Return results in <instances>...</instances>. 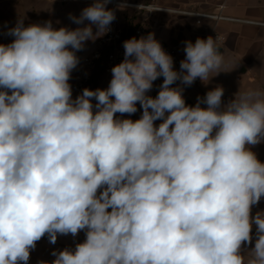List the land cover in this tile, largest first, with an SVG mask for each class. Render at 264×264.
Instances as JSON below:
<instances>
[{
    "label": "clouds",
    "instance_id": "obj_1",
    "mask_svg": "<svg viewBox=\"0 0 264 264\" xmlns=\"http://www.w3.org/2000/svg\"><path fill=\"white\" fill-rule=\"evenodd\" d=\"M109 3L70 14L76 28L19 17L0 43V264H28L45 236L81 231L74 249L38 264H264V211L252 215L264 163L251 150L264 143V90L225 104L217 86L187 105L184 86L225 64L220 37L185 41L177 71L150 32L123 42L107 88L73 98L77 52L110 31ZM137 103L139 119L121 118Z\"/></svg>",
    "mask_w": 264,
    "mask_h": 264
},
{
    "label": "crops",
    "instance_id": "obj_2",
    "mask_svg": "<svg viewBox=\"0 0 264 264\" xmlns=\"http://www.w3.org/2000/svg\"><path fill=\"white\" fill-rule=\"evenodd\" d=\"M15 1V2H14ZM58 0H0V43H10L13 37L7 35L9 28L15 27L19 17L24 18L25 26L32 23H42L51 21L53 27H69L76 28L78 25L69 19V15L79 16L81 10L92 3L94 0H69L65 4H57ZM141 3H153L157 6L177 9H188L200 12H222V14L238 18L237 20H214L204 18L201 22H197L195 16L186 15L181 12L153 11L149 12L148 25L152 32L162 38L166 43L177 48L185 58L184 47L185 41H192L199 38H207L208 36L220 34L223 36L221 41L222 52L224 53L226 74H229L234 82L241 85L235 87L231 81L225 76L214 86H222L224 88L223 102L226 104L229 100L234 99L238 92L248 89L264 90V0H129ZM221 5L223 8L221 10ZM3 6V7H2ZM61 6H64L62 9ZM110 9H112V6ZM35 7V9H34ZM117 19L120 25L122 23V13L118 12ZM119 13V14H118ZM258 21L259 23H254ZM85 23H89L85 21ZM208 31L205 27H208ZM222 26L221 30H218ZM96 28L93 26V32ZM99 38V37H98ZM98 38L95 41L85 42V48L77 52V56L81 58L84 54L98 47ZM80 64V62H79ZM78 64V66H79ZM77 66V67H78ZM76 69L72 71L73 74ZM94 87L89 88L95 90L97 88H107L106 79H96ZM212 88V89H213ZM211 90L198 84L187 89L186 94L196 103L197 97H203L207 91ZM73 91V89H72ZM77 95L73 91V98ZM95 103V100H93ZM206 107V105H202ZM138 111L134 114H124L121 118H130L132 120L139 119L142 115V109L137 103ZM120 117V114L117 113ZM161 121H155L157 125ZM251 150L257 154L258 159L264 163V143L251 147ZM264 211V198L258 205L253 206L252 215L257 212ZM65 235H58V239H62ZM253 242L246 245L242 249L246 255L254 247L255 244V225H253ZM85 240V233L81 231L76 237L71 234L67 235V248L74 249L77 243ZM66 246V245H65ZM43 252L34 249L30 253L28 264H38L44 259Z\"/></svg>",
    "mask_w": 264,
    "mask_h": 264
},
{
    "label": "built area",
    "instance_id": "obj_3",
    "mask_svg": "<svg viewBox=\"0 0 264 264\" xmlns=\"http://www.w3.org/2000/svg\"><path fill=\"white\" fill-rule=\"evenodd\" d=\"M123 0H110V5L112 9L115 10L116 19L111 23L110 31L98 38V47L92 51L84 54L81 58L79 66L76 68L73 74L72 89L76 94H80L84 88H89L90 85L96 79H106L107 87L112 78L111 69L113 66L119 64L124 59V47L123 42L132 37L140 38L141 36H146L148 33H153L149 25L144 22H133L131 26L125 27L120 25L117 19V6L121 4ZM141 4V2H133L127 0V7H135ZM146 5H153L158 8L170 9L172 12H181L186 15L195 16L197 22H201L204 18H211L214 20H237L238 18L227 16L222 14V12H200L188 9H177V8H167L162 6H157L153 3H144ZM223 5H221V10ZM161 10V11H162ZM166 11V10H163ZM155 35V34H154ZM220 37V43L223 40V36L220 34H215ZM155 38L161 43L164 50L173 57L174 69L179 70L180 62L184 59L179 50L170 44L166 43L162 38L155 35ZM163 82V77L158 78L153 82V88L148 93V95L155 97L160 90V85ZM201 82L199 78L191 85H198ZM179 84V82H177ZM176 85L174 84L173 87ZM191 86H184V92Z\"/></svg>",
    "mask_w": 264,
    "mask_h": 264
},
{
    "label": "rangeland",
    "instance_id": "obj_4",
    "mask_svg": "<svg viewBox=\"0 0 264 264\" xmlns=\"http://www.w3.org/2000/svg\"><path fill=\"white\" fill-rule=\"evenodd\" d=\"M67 2H69V0H58L57 4L61 5V4H65ZM61 8L63 9L64 6H61ZM108 8H110V6H108ZM34 9H35V7H34ZM119 11L122 13V23L124 24L125 27L131 26V24L133 22L144 21L148 24L149 12H147V11L138 10L135 7H126L124 10H118V12ZM221 28H222V26L218 30H221ZM205 29L208 31L209 26L205 27ZM181 55H182V53H181ZM226 70H227L226 65L224 64V66L222 67L221 72H219V74H217V75H215V73L210 74L212 77L209 79V81H206V82L201 81V84H203V86H205L207 88L212 89L214 86H216L221 81L222 77L225 76L226 79L228 81H231L233 83L232 85H234L235 87H238L239 85H241L239 82H234L233 78L229 74H226V72H227ZM92 87H94V83H92V85H90L89 88H92ZM67 243H68L67 242V235H65V237H63L62 239H58V237H57V241L55 244H51L48 240V237L45 236L44 238H42L40 241L37 242L35 250L39 249L41 252H43V255H44L43 259L45 261L51 262L52 260L55 259V257H53L51 255V253L54 250L59 251V250H63L65 248H67Z\"/></svg>",
    "mask_w": 264,
    "mask_h": 264
},
{
    "label": "water",
    "instance_id": "obj_5",
    "mask_svg": "<svg viewBox=\"0 0 264 264\" xmlns=\"http://www.w3.org/2000/svg\"><path fill=\"white\" fill-rule=\"evenodd\" d=\"M220 52H222V46L221 48L219 49ZM183 95H184V98H185V101H186V104L187 105H190V106H194V103L192 102V100L188 97V95L183 92Z\"/></svg>",
    "mask_w": 264,
    "mask_h": 264
}]
</instances>
